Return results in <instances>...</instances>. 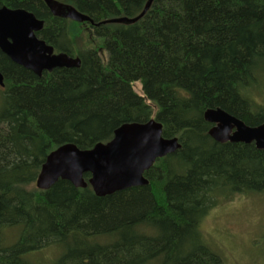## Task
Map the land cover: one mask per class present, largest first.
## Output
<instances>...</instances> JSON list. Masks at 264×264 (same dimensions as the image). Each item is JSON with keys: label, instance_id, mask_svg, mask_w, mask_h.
<instances>
[{"label": "trees", "instance_id": "1", "mask_svg": "<svg viewBox=\"0 0 264 264\" xmlns=\"http://www.w3.org/2000/svg\"><path fill=\"white\" fill-rule=\"evenodd\" d=\"M53 1L94 25L55 17L42 0H0L42 21L36 36L55 53L80 60L38 77L0 51V264H32L27 253L52 245L62 254L51 264H223L199 224L216 195L264 194V152L214 142L203 114L264 124L251 98L264 80V0H154L129 25L100 23L134 18L148 0ZM149 120L180 148L144 173L146 186L105 197L62 180L29 189L59 146L89 150ZM8 227L20 231L6 247Z\"/></svg>", "mask_w": 264, "mask_h": 264}, {"label": "water", "instance_id": "2", "mask_svg": "<svg viewBox=\"0 0 264 264\" xmlns=\"http://www.w3.org/2000/svg\"><path fill=\"white\" fill-rule=\"evenodd\" d=\"M42 1L55 17L94 25L89 17L72 7L53 0ZM153 1L148 0L142 12L134 18H114L100 24H133L145 15ZM42 28L43 22L32 13L0 7V51L11 62L38 77L57 68H79V58L64 53L54 54L51 46L38 39L36 33ZM3 86L0 74V87ZM203 118L212 126L208 135L214 142L253 144L264 152V124L249 127L220 109L205 111ZM179 148L177 139L162 137V126L154 120L124 124L114 131L109 142L98 143L92 149L80 150L73 144H64L51 151L35 180V187L46 191L62 180L75 188L89 186L97 197L110 196L146 186L148 181L144 173L156 160L175 153ZM85 175L89 176L87 181L84 180Z\"/></svg>", "mask_w": 264, "mask_h": 264}, {"label": "rangeland", "instance_id": "3", "mask_svg": "<svg viewBox=\"0 0 264 264\" xmlns=\"http://www.w3.org/2000/svg\"><path fill=\"white\" fill-rule=\"evenodd\" d=\"M82 37L84 44L92 47L87 33H83ZM133 87L141 95L139 84ZM251 98L256 104H264V80L251 90ZM32 187L35 185L29 189ZM216 197V205L199 224L206 245L218 252L223 264H264V194H238L229 199L219 195ZM19 231V227L4 228V246L15 244ZM61 254L62 249L52 245L27 253L25 258L32 264H51Z\"/></svg>", "mask_w": 264, "mask_h": 264}]
</instances>
